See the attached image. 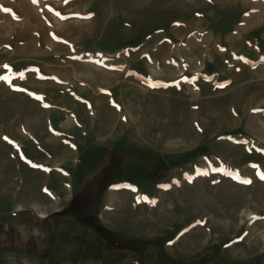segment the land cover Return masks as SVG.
<instances>
[{
    "label": "rangeland",
    "instance_id": "1",
    "mask_svg": "<svg viewBox=\"0 0 264 264\" xmlns=\"http://www.w3.org/2000/svg\"><path fill=\"white\" fill-rule=\"evenodd\" d=\"M0 77V264H264V0H0Z\"/></svg>",
    "mask_w": 264,
    "mask_h": 264
},
{
    "label": "snow or ice",
    "instance_id": "2",
    "mask_svg": "<svg viewBox=\"0 0 264 264\" xmlns=\"http://www.w3.org/2000/svg\"><path fill=\"white\" fill-rule=\"evenodd\" d=\"M33 2L35 3L36 2V0H33ZM5 12H9V11H11L10 9H7V8H4L3 9ZM0 79H3V77H0ZM5 139H7V138H5ZM261 179H264V175H261ZM246 183H250V181H245Z\"/></svg>",
    "mask_w": 264,
    "mask_h": 264
}]
</instances>
